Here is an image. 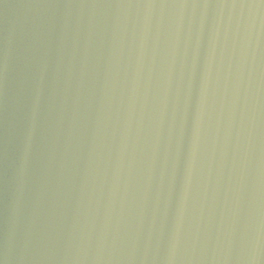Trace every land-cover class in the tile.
<instances>
[{"label": "water", "instance_id": "1", "mask_svg": "<svg viewBox=\"0 0 264 264\" xmlns=\"http://www.w3.org/2000/svg\"><path fill=\"white\" fill-rule=\"evenodd\" d=\"M0 264H264V0H0Z\"/></svg>", "mask_w": 264, "mask_h": 264}]
</instances>
